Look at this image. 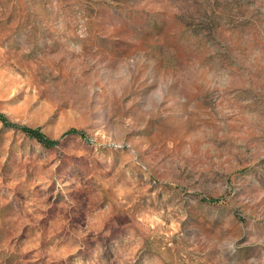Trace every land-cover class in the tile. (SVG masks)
Returning a JSON list of instances; mask_svg holds the SVG:
<instances>
[{
  "label": "rangeland",
  "instance_id": "obj_1",
  "mask_svg": "<svg viewBox=\"0 0 264 264\" xmlns=\"http://www.w3.org/2000/svg\"><path fill=\"white\" fill-rule=\"evenodd\" d=\"M0 113V264H264V0H0Z\"/></svg>",
  "mask_w": 264,
  "mask_h": 264
},
{
  "label": "trees",
  "instance_id": "obj_2",
  "mask_svg": "<svg viewBox=\"0 0 264 264\" xmlns=\"http://www.w3.org/2000/svg\"><path fill=\"white\" fill-rule=\"evenodd\" d=\"M0 120L4 123L6 126H10L13 128L20 129L21 131L25 132L26 134L35 137L37 140H39L41 143H43L46 146H55L58 144L59 141L52 140L48 138L39 127H29L26 125H21L15 122H11L7 119V117L0 113ZM69 133H76V134H82V131H78L76 129H72L68 131Z\"/></svg>",
  "mask_w": 264,
  "mask_h": 264
}]
</instances>
